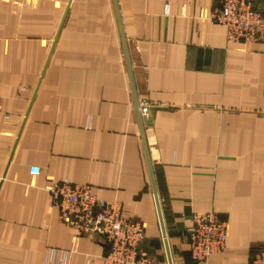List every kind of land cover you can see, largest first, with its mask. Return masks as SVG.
Masks as SVG:
<instances>
[{"label":"crops","instance_id":"1","mask_svg":"<svg viewBox=\"0 0 264 264\" xmlns=\"http://www.w3.org/2000/svg\"><path fill=\"white\" fill-rule=\"evenodd\" d=\"M217 0H0V264H104L50 206L91 185L146 224L151 264H251L264 243V42L232 43ZM259 6L264 10V2ZM146 100L144 120L139 102ZM8 114V116H6ZM214 211L225 248L192 259L181 212Z\"/></svg>","mask_w":264,"mask_h":264},{"label":"built area","instance_id":"2","mask_svg":"<svg viewBox=\"0 0 264 264\" xmlns=\"http://www.w3.org/2000/svg\"><path fill=\"white\" fill-rule=\"evenodd\" d=\"M264 0H217L209 19L226 28L232 43L264 42ZM141 116L150 108L146 100L139 102ZM0 104V112H2ZM8 116V114H6ZM145 119V118H143ZM50 206L58 212L59 220L67 225L74 239L89 237L103 242L104 264H150L144 246L146 224L126 215L122 204L97 197L87 183L68 178L55 179L48 187ZM190 223L182 236L187 239L191 257L206 262L212 253L225 248L227 224L214 211L181 212ZM72 250L49 248L47 259L54 264H69ZM251 264H264V243L253 249Z\"/></svg>","mask_w":264,"mask_h":264},{"label":"water","instance_id":"3","mask_svg":"<svg viewBox=\"0 0 264 264\" xmlns=\"http://www.w3.org/2000/svg\"><path fill=\"white\" fill-rule=\"evenodd\" d=\"M156 202H157L159 220H160V224H161V229H162V235H163V239H164V245H165L167 260H168L169 264H173L171 250H170V247H169V241H168V237H167V233H166V229H165L163 216H162V212H161V208H160V204H159L158 198H156Z\"/></svg>","mask_w":264,"mask_h":264},{"label":"rangeland","instance_id":"4","mask_svg":"<svg viewBox=\"0 0 264 264\" xmlns=\"http://www.w3.org/2000/svg\"><path fill=\"white\" fill-rule=\"evenodd\" d=\"M139 108L142 110V108L139 106ZM149 115H150V108L148 109V111L147 112H145L144 113V116H143V118H145V119H147L148 117H149ZM145 119H143V123H144V120ZM147 238V237H146ZM146 250H147V248H146ZM147 252H148V254H149V256H150V258H152V256H151V254L149 253V251L147 250ZM151 262H152V259H151ZM151 264V263H150Z\"/></svg>","mask_w":264,"mask_h":264},{"label":"trees","instance_id":"5","mask_svg":"<svg viewBox=\"0 0 264 264\" xmlns=\"http://www.w3.org/2000/svg\"><path fill=\"white\" fill-rule=\"evenodd\" d=\"M193 259V258H192ZM194 260V259H193ZM195 261V260H194ZM197 262V261H196Z\"/></svg>","mask_w":264,"mask_h":264}]
</instances>
